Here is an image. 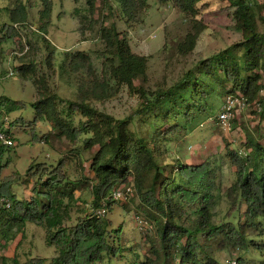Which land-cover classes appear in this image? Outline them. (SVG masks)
Instances as JSON below:
<instances>
[{
    "label": "rangeland",
    "instance_id": "obj_1",
    "mask_svg": "<svg viewBox=\"0 0 264 264\" xmlns=\"http://www.w3.org/2000/svg\"><path fill=\"white\" fill-rule=\"evenodd\" d=\"M50 1L52 12L49 23L44 31H39L40 24L46 22L40 21L42 0H0V28L11 24V10L18 9L21 5L25 8L26 25L21 26V31L29 47L19 57L14 53H20L23 47L17 40V35L8 43L0 42V102L8 99L24 105L23 108L7 113L5 105L0 104V112H5L12 124L11 134L14 139L13 147L5 150L0 159V183L5 178H13L11 194L20 201H30L34 197L35 186V180L26 172L30 165L44 164L47 170H52L60 160H64L63 170L71 195L59 196L62 225L70 228L78 218L86 220L94 209L92 188L95 183L89 167L99 147L84 148V142L90 135H82L72 142L63 136H57V131L45 120L37 123L35 132L30 131L29 124L35 114L32 104L42 98L40 87L43 86L46 94L54 98V106L63 117L67 102H84L117 120H126L132 116L129 129L137 137L144 139L151 148H155V160L164 178H174L178 164L190 167L210 164L215 172L209 201L213 223L217 226L227 222L242 225L245 221L244 206L240 211L227 215L231 202L226 191L235 181V168L229 164L226 147L244 157L238 153L247 150V132L264 146V109L257 106V102L250 103L243 114L235 116L230 132H224L213 122L199 126L202 121L218 114L225 89L230 87L229 83L221 84L215 79L200 75V63L242 41L241 32L233 20L234 8L229 2L199 0L195 4L193 19L206 29L197 37L193 49L183 55L179 46L186 34L192 32L194 21L189 15L181 13L171 1L163 4L158 0H144V6L134 11L127 24V17L117 0H95L92 14L88 11L86 0ZM248 1L253 4L255 28L264 34V24L261 21L264 17L262 0ZM112 27L119 33V39L127 38L134 55L147 60L145 77L134 80L132 89L125 84H118L109 74L110 64L106 60L113 56L100 37V32L101 29ZM77 53H83L90 59L89 67L69 68L66 56ZM23 64H32L34 67V73L28 74L27 78L18 75L17 69ZM190 72L192 79L196 78L209 85L204 87L209 96L201 100L204 110L188 125L181 117L162 125L153 114L144 109L142 94L151 97L159 90L171 88ZM8 73L11 75L7 76ZM38 78L42 83H38ZM187 94L193 95L192 90H188ZM259 96H264V89L259 92ZM60 100L63 103H59ZM168 107L175 111L172 106ZM65 119L71 123L72 128L85 122V118L79 113ZM175 124L179 125L175 134L167 135L166 138L156 135V130H161L164 134ZM34 135L38 138L46 136V139L35 143ZM131 183L133 181L129 178L125 186ZM133 185L134 194L130 201L127 204H112L104 217L110 223L109 242L119 248L118 255L110 260L105 257V262L179 264L175 251L170 252L168 257L162 251L158 255L154 254L158 226L165 223V219L156 214L154 218L148 215L149 209L142 206L135 183ZM121 186L124 185L117 184L112 189ZM167 187L170 190L172 185ZM37 190L43 191L40 185ZM187 212L191 219L195 218L192 210L187 209ZM134 215L146 219L152 229L147 233L137 231ZM257 222V226L246 228L247 246L243 249L223 245L221 236L210 241L199 236L198 242L205 246L199 264H204L207 258L218 264H228L230 260L237 258L241 264H264V224L261 219ZM7 228L9 225H4L1 221L0 256L17 258L20 264H34L32 260L51 264L56 252L47 243L46 230L42 226L26 223L20 231L16 225Z\"/></svg>",
    "mask_w": 264,
    "mask_h": 264
},
{
    "label": "trees",
    "instance_id": "obj_2",
    "mask_svg": "<svg viewBox=\"0 0 264 264\" xmlns=\"http://www.w3.org/2000/svg\"><path fill=\"white\" fill-rule=\"evenodd\" d=\"M158 1L163 4L171 1L181 13L189 15L194 21L192 32L186 34L179 46L180 52L185 55L193 49L197 37L206 29L203 24L193 19L194 6L199 0ZM227 1L234 8L233 20L236 28L241 32L242 41L203 60L199 66V73L221 84L229 83L230 87L225 89L224 97L238 93L249 103H259L263 110L264 96L260 97L259 92L264 89V34L259 33L255 28L252 3L248 0ZM117 2L127 17L126 24L134 11L139 7L142 8L145 3L144 0H117ZM42 5L40 21L46 20V22L40 24L39 31L45 30L52 12L50 0H42ZM86 5L89 13L92 14L95 0H86ZM262 5L264 10V2ZM25 18V8L22 5L18 9L11 10V24H5L0 28V42L8 43L13 40L17 33L12 25L26 23ZM261 21L264 24V17ZM100 37L110 48L113 56L112 59L106 60L110 64L109 74L118 84H125L132 89L134 80L145 77L146 58L134 55L127 38L119 39L120 35L114 27L101 29ZM66 58L69 59V68L90 65V59L83 53L68 55ZM17 71L19 77L27 78L28 74L34 73V67L32 64H23ZM38 83H42L39 78ZM204 87L209 85L196 78L192 79V73H187L185 79L171 88L159 90L151 97L142 94L145 100L144 109L153 114L162 125L175 121L177 117L183 118L188 125L196 119L199 112L204 110L201 100L209 96V92L207 93ZM40 88H42L40 92L42 98L32 104L35 114L29 124L30 131L35 132L37 123L45 120L57 131V136H63L72 142L82 135H90L84 142V148L99 147L89 167L95 183L92 188L94 209L99 207L102 196L117 184L125 185L133 176L140 202L143 207L149 209L148 215L154 218L156 214L165 219V223H160L158 226L154 254L158 255L159 251H162L164 256L168 257L170 252L175 251L179 257V264H199L205 247L198 242L199 236L207 241L221 236L223 245L243 249L247 246L246 228L257 226L258 219L264 224V146L248 132L244 157L238 156L235 151L226 147V157L229 164L235 168V181L226 191L231 202L227 215L240 211L244 206L245 221L242 225L227 222L217 226L212 221L209 207L211 183L215 174L210 164L203 163L195 167L178 164L174 178H164L155 160V148H151L144 139L137 137L129 129L132 116L126 120H117L84 102H67L63 117L54 106V98L46 94L43 86ZM190 89L193 95L187 94ZM61 102L63 103L60 100L59 103ZM0 104L5 105L7 113L24 107L23 104L8 99H3ZM168 106H172L175 111ZM76 113L85 118V122H81L77 128H72L65 117L69 119ZM203 122L205 120L200 124ZM178 128L179 125L175 124L164 134L161 130H156V135L166 138L167 135L175 134ZM44 139L46 136L40 138L33 136L35 143H41ZM2 154L3 151L0 150V159ZM63 161L60 160L52 170H47L44 164L30 165L26 172L32 180H35L34 197L30 201H20L11 194L10 185L14 180L11 177L5 178L0 183V195L8 196L10 209L6 210L0 205V222L9 225L7 229L16 225L19 231L26 223H37L42 226L46 230L47 243L52 245L56 252L51 264H108L105 262V257L109 260L115 258L119 248L109 242L110 223L105 218L93 217L86 220L78 218L76 224L70 228L62 225L59 196L71 195L63 170ZM38 185L43 191L37 190ZM169 185H172L170 190L166 188ZM39 196H41L40 200ZM187 209L192 210L195 218L191 219L188 216ZM237 260L239 261L238 258ZM32 261L34 264H42L41 260ZM0 264H20V262L17 258L8 259L0 256ZM204 264L218 263L207 258Z\"/></svg>",
    "mask_w": 264,
    "mask_h": 264
},
{
    "label": "built area",
    "instance_id": "obj_3",
    "mask_svg": "<svg viewBox=\"0 0 264 264\" xmlns=\"http://www.w3.org/2000/svg\"><path fill=\"white\" fill-rule=\"evenodd\" d=\"M264 1H262L263 3ZM26 23H14L12 26L17 33V40L20 41L21 46L23 47L20 53H14L15 55L21 57L28 50L29 47L26 45L24 35L21 31V26H25ZM11 73H8L7 76H10ZM250 106V103L247 99L240 94H228L224 97L223 103L219 109L218 114L215 117L208 118L205 122L200 124V127H203L205 124L214 123L224 132H230L232 130L233 120L235 116L243 114L246 108ZM259 106V104H257ZM8 116L5 112H0V150L3 152L9 148H12L14 145V139L11 134V125ZM239 155L245 156L246 150L239 151ZM131 181L134 183V178L130 177ZM131 183L127 186H121L110 190L106 195L102 196L99 201V207L93 209L91 214L86 217L90 218H104L108 213L109 207L112 204H127L132 195L134 194V185ZM0 205L6 209H10V200L8 197L0 195ZM134 222L137 231L140 233H147L152 229V225L147 222L146 219L140 217L139 215H134ZM228 264H241L237 259H232Z\"/></svg>",
    "mask_w": 264,
    "mask_h": 264
},
{
    "label": "crops",
    "instance_id": "obj_4",
    "mask_svg": "<svg viewBox=\"0 0 264 264\" xmlns=\"http://www.w3.org/2000/svg\"><path fill=\"white\" fill-rule=\"evenodd\" d=\"M8 150V149H7Z\"/></svg>",
    "mask_w": 264,
    "mask_h": 264
}]
</instances>
